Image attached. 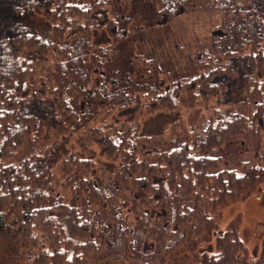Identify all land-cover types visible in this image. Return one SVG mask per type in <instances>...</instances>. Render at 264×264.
<instances>
[{
  "label": "trees",
  "instance_id": "obj_1",
  "mask_svg": "<svg viewBox=\"0 0 264 264\" xmlns=\"http://www.w3.org/2000/svg\"><path fill=\"white\" fill-rule=\"evenodd\" d=\"M154 1L162 24L196 1L221 13L209 45L188 55L185 76L137 63L130 49L121 69L117 44L128 30L107 12L112 0H0V232L12 219L28 250L43 234L48 246L32 264H91L103 254L162 264L212 237L210 210L264 183V0ZM133 12L126 4L125 24ZM38 15L52 20L44 36L26 24ZM104 35L113 42L98 45ZM223 87L236 99L195 128L179 120L146 135L138 116L110 131L91 127L99 109L124 110L138 94L148 113L210 110ZM77 134L100 142L118 169L65 143ZM240 137L254 159L224 166L222 151ZM216 240L217 254L200 264H236L246 251L235 232Z\"/></svg>",
  "mask_w": 264,
  "mask_h": 264
},
{
  "label": "rangeland",
  "instance_id": "obj_2",
  "mask_svg": "<svg viewBox=\"0 0 264 264\" xmlns=\"http://www.w3.org/2000/svg\"><path fill=\"white\" fill-rule=\"evenodd\" d=\"M125 3L131 12L134 10L132 20L127 24L123 17H120L125 9ZM155 8L154 0H112L111 8H108L107 12L118 14L119 18L116 21H119L120 29L128 30L129 40L122 38L117 44V46L120 44L119 50L122 53L119 62L121 69L123 65L128 66V52L133 50L134 61L137 62L143 58L153 60L172 77L185 76L188 73V55H192L200 45H209L212 32L221 22V13L206 2L196 1L189 3L173 21L162 24L154 17ZM50 20L49 16L38 15L26 24L40 36H44L49 30ZM112 42L113 39L104 35L99 39L98 45ZM54 59L55 57H52L47 64L51 65ZM231 98L236 99L230 95L228 87H223L220 90V96L213 98L210 110L197 106L148 113L145 110L148 98L138 94L130 106L124 110L116 109L108 114L106 108L99 109L91 127L112 130L113 127L120 126L138 116L142 132L146 135L167 131L173 122L179 120L185 121L190 128H195L204 116L210 115L211 109L224 106L226 102L231 101ZM84 138L81 134L71 135L65 143L71 148L83 150L86 155L107 170L118 169V164L115 165L106 159L100 142L95 141L89 145ZM90 138L95 136L91 134ZM222 152L225 157L224 166H235L239 161L254 159L252 149L245 137L230 142ZM255 163L258 162L255 161ZM209 216L216 223L212 237L202 241L195 250L184 246L178 247L165 257L162 264H200L203 256L217 254L216 238L227 231L235 232L246 247V251L239 253L240 260L236 264L264 263L259 259L264 239V183L243 193L238 200L210 210ZM12 221L11 219L10 224L0 232V264H32L36 250L47 248L48 241L43 234H40L37 249L36 247L30 250L25 249L21 243L18 223L15 224ZM91 264H127V260L103 254Z\"/></svg>",
  "mask_w": 264,
  "mask_h": 264
},
{
  "label": "flooded vegetation",
  "instance_id": "obj_3",
  "mask_svg": "<svg viewBox=\"0 0 264 264\" xmlns=\"http://www.w3.org/2000/svg\"><path fill=\"white\" fill-rule=\"evenodd\" d=\"M261 254V253H260ZM261 257V256H260ZM260 259V258H259ZM258 264H264L263 262H258Z\"/></svg>",
  "mask_w": 264,
  "mask_h": 264
}]
</instances>
